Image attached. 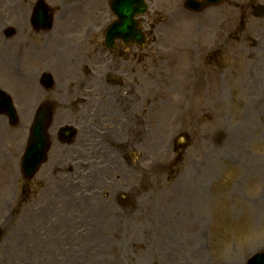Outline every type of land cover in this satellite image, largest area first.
Wrapping results in <instances>:
<instances>
[{"label": "rangeland", "instance_id": "rangeland-1", "mask_svg": "<svg viewBox=\"0 0 264 264\" xmlns=\"http://www.w3.org/2000/svg\"><path fill=\"white\" fill-rule=\"evenodd\" d=\"M15 1L20 6L13 8L17 16L36 4V0ZM45 1L56 20L51 34L61 39L54 42V49L59 57L64 51L62 77L37 98L36 108L44 102L53 106V145L36 177L25 180L17 154L24 148L22 139L36 103L29 97L25 101L15 97L17 126L0 116V264H161L162 251L175 253L174 237L190 240L192 246L204 242L212 258L222 253L224 259L232 250L238 251L235 261L241 264V253L264 246V15H255L264 0H227L198 18L179 16L174 30L170 21L184 0H151L144 18L148 42L140 51L134 46L122 61L136 72L125 83L131 114L124 122L128 124L124 139L142 172L113 158L102 164L81 158V152L87 155L91 146L84 147L78 136L69 145L58 143L54 132L71 123L81 85L88 89L93 80L87 70L89 58L103 41L99 29L86 35L85 28L103 23L106 16L101 3L87 9L90 0ZM73 3L81 5L82 11L73 14ZM12 6L13 0H0L3 13ZM16 29L10 47L20 56L14 52L13 62L37 76L51 72L57 57L46 53L44 58L51 59L46 64L43 56L29 49L24 53L27 31ZM32 30L29 35L39 39ZM193 50L197 55L192 58ZM68 76L72 78L67 80ZM112 135L120 133L113 129ZM176 138L186 147L178 148ZM110 170L126 176V185L122 181L125 186L115 190L106 173ZM144 187L149 191L127 214L120 191L132 193L133 188ZM170 188H175L173 193ZM160 189L172 194V203L185 210L163 229L157 228L160 222L151 208L171 202L159 200ZM75 196L81 198L79 204ZM110 208H117L122 220L116 217L115 222L112 214L117 212ZM192 221H204L203 231L191 228ZM174 249L183 256L184 246L176 244ZM193 251L194 247L189 253ZM189 253V264L207 261ZM178 255L177 261L184 262Z\"/></svg>", "mask_w": 264, "mask_h": 264}, {"label": "water", "instance_id": "water-1", "mask_svg": "<svg viewBox=\"0 0 264 264\" xmlns=\"http://www.w3.org/2000/svg\"><path fill=\"white\" fill-rule=\"evenodd\" d=\"M190 3L192 4L193 1H190ZM197 4H198V6H202L203 5V4H199V3H194L193 5H197ZM124 23H127L128 29H131V28L135 27V24H134V21H133V14L130 15V16H126V18H124V19L122 18L121 21H119L118 23H116L114 28L117 29V31H114L113 30L111 32V35L112 36L117 35V36H121L123 38H126V36H129L127 34L130 33V32H128V33L125 34V33H123L121 31V25H123ZM5 106L8 109H10V106H11L10 105V102H6L5 103ZM47 126H48V123L47 124L46 123H44V124L43 123H40L39 124V127L37 128L38 135H35V137L37 139L41 140L42 145H43V146H41V143L39 142V144L36 146V149L39 150V154L37 156V163L36 164L35 163L33 164L34 166L36 165V168H37V166L40 164V162L44 158L45 151L43 149L44 148V143L43 142H45V139H46V137H45V129H46ZM36 149H34L33 152H35ZM36 168L33 169V167H32L31 170H27V173L30 174V175H28V177H31L32 176V174L35 172Z\"/></svg>", "mask_w": 264, "mask_h": 264}, {"label": "bare ground", "instance_id": "bare-ground-1", "mask_svg": "<svg viewBox=\"0 0 264 264\" xmlns=\"http://www.w3.org/2000/svg\"><path fill=\"white\" fill-rule=\"evenodd\" d=\"M26 96H28V95H26ZM164 188V187H163ZM171 190H172V192H174V190H175V188H171ZM177 196H179V193H177L176 194ZM184 195H185V192H184V190H182L181 192H180V197H184ZM168 199H170V197L167 195V194H162L161 195V200L163 201V202H165V201H167ZM152 207H154L153 205H152ZM160 207L161 208H165V206L164 205H160ZM121 220V217L119 218V221ZM127 226V225H126ZM128 227V226H127Z\"/></svg>", "mask_w": 264, "mask_h": 264}, {"label": "flooded vegetation", "instance_id": "flooded-vegetation-1", "mask_svg": "<svg viewBox=\"0 0 264 264\" xmlns=\"http://www.w3.org/2000/svg\"><path fill=\"white\" fill-rule=\"evenodd\" d=\"M123 54H124L125 57H127V51H124Z\"/></svg>", "mask_w": 264, "mask_h": 264}]
</instances>
